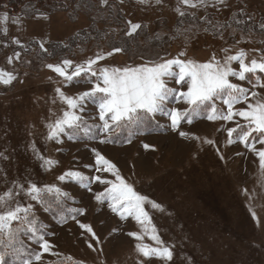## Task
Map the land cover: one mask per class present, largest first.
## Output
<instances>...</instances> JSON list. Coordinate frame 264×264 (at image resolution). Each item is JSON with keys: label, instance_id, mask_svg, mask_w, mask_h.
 I'll list each match as a JSON object with an SVG mask.
<instances>
[{"label": "rangeland", "instance_id": "obj_1", "mask_svg": "<svg viewBox=\"0 0 264 264\" xmlns=\"http://www.w3.org/2000/svg\"><path fill=\"white\" fill-rule=\"evenodd\" d=\"M86 1L68 0L67 11L41 12L46 18L11 12L8 8L0 11V69L15 70L18 76L9 86L0 84V152L9 157L0 161V168L4 169L0 173V193L11 186V181L20 180L27 186L30 180L38 187H59L74 199L71 204L77 210H85L84 215L59 224L41 204L27 201L43 220L45 239L53 246L50 252L42 254L40 261L33 260L32 264H50L65 258L77 264H137L136 241L128 233L139 232L140 226L132 218L121 220L107 203L95 200L94 194L103 192L107 186L58 180L69 170L81 173L85 180L93 175L114 179L110 173L95 171L93 149L115 164L138 193L164 206V213L149 211L161 238L175 243L177 255L172 264H188L180 258V253L191 257L193 264H264V167L257 155L264 150V145L255 144L250 150L238 141L229 144L227 135L228 129L246 121L240 117L232 121H209L201 118L206 115L202 113L192 124L182 122L173 131L167 118L157 115L155 119L160 124L157 132L139 134L130 143L114 145L89 138L102 124L96 103L89 101L83 115L89 125L95 126L94 131L66 128V132L73 131L76 139L70 140L66 134H61L62 142L57 143L47 138V125L69 109L55 89L60 87L65 95L74 97L90 91L94 85L66 82L46 67L69 59L74 69L97 54L105 58L93 65V69L135 67L145 62L141 55L154 59L159 53L171 59L178 57L182 50H186L188 59L203 63L213 52L222 58L223 48H230V55L244 49L245 63L250 64L253 59L261 62L264 60L261 55L264 31L242 33L237 29L233 40L232 29H228L220 39L203 32L201 24L199 29L193 27L189 33L185 31L190 26L188 23L178 24L183 18L176 9L195 12L197 17H203L207 11L221 23H231L233 12L246 7L252 17L250 23L259 25L264 22V0H229L230 6L221 12L215 8H187L179 0H162L160 4L156 0H148L147 4H139L137 0L122 3L108 0L103 6L100 0ZM5 13L7 20L3 19ZM128 21L142 25L134 37L125 36L130 27ZM177 28H180L179 34ZM4 29H7L6 34ZM84 33H92L95 38H86ZM105 33L107 35H103ZM186 36L189 39H185ZM13 38L25 48L13 44ZM40 41L45 42L47 53L40 48ZM124 41H128L127 46ZM114 45L125 47V51L112 53ZM16 51L21 53L19 60L13 56ZM10 56H13L11 64ZM233 67L238 70V62ZM230 80L259 94L248 102L255 103L257 99L264 102V88H252L246 81L232 77ZM167 103L181 111L189 107L177 104L174 97H169ZM216 107L227 112V106L220 101L216 102ZM246 107V103H241L233 110ZM181 131L188 135L181 137ZM104 138L101 134L100 139ZM205 140L214 143L208 144ZM33 144L44 157L58 162L51 170L40 166V160L32 151ZM5 176L8 183L4 182ZM89 186L91 191L87 190ZM80 224L90 226L99 243ZM27 242L37 253L42 251L36 243L28 239ZM89 243L95 250L88 247ZM144 243L153 242L145 236ZM151 264L163 262L153 260Z\"/></svg>", "mask_w": 264, "mask_h": 264}, {"label": "snow or ice", "instance_id": "obj_2", "mask_svg": "<svg viewBox=\"0 0 264 264\" xmlns=\"http://www.w3.org/2000/svg\"><path fill=\"white\" fill-rule=\"evenodd\" d=\"M101 5H107L108 0H100ZM122 3L123 0H120ZM162 0H156L160 4ZM187 8L197 10H207L215 8L217 12L227 9L229 0H179ZM139 4H147L148 0H137ZM179 16L182 17L178 24L188 23L190 26L185 29L186 32H192V28L199 29L201 24L204 25L203 32L218 37L224 38V32L232 29V38L235 40L234 33L237 29L243 32L264 31V22L259 25L250 23L251 15L247 12L246 7L240 8L237 12H233L231 23H221L214 16L205 11L203 17H197L195 12H185L177 8ZM45 17V14L37 12V18ZM46 18V17H45ZM3 19L7 20V13ZM18 22V20H17ZM129 28L125 32L126 37H134L138 30L142 29L140 23L128 21ZM236 25L237 27H233ZM146 27V26H145ZM180 33V28L176 29ZM7 29H4L6 34ZM85 37H92V33H84ZM107 35V33L103 34ZM95 38V37H92ZM159 39V34H157ZM189 39V37H185ZM243 39V36L242 38ZM12 43L20 48H25L18 39L13 38ZM240 43V41H235ZM125 46L128 41H124ZM7 46V45H5ZM40 48L47 53L49 50L45 47V42L40 41ZM125 47L114 45L111 49L112 53L123 52ZM224 53L222 58H218L213 52L207 62H197L187 58L186 50H182L178 57L166 59L157 53L156 58H145L143 64L135 67H101L93 69V65L97 64L105 57L97 54L95 58H89L84 64H80L72 69L73 61L69 59L62 60L59 64H47L46 67L54 71L64 80L71 81L74 77H79L84 73H88L95 80H89L93 88L77 96H67L60 87L55 89L60 100L67 105L69 110L63 112L62 117H58L53 123L47 125L49 131L47 138L61 143V134H66L70 140H75L76 136L73 131L88 129L95 127L89 125L88 119L83 115L87 112L88 103L92 101L96 103L99 120L102 124L99 126L95 135L89 138L98 140L100 143L109 142L110 137L117 132L118 129L129 127L131 124L140 121L144 117L155 119L157 115H162L169 121V127L175 131L181 123L192 124L194 119L201 117L202 113H206L201 118H206L209 121L221 119L224 121H232L234 117H240L245 124L237 123L236 128L227 130L229 144L238 141L245 145L250 150L255 144L264 145V102L259 99L255 103L248 102L252 97H258L256 91H249L248 88L239 84L233 83L230 77L238 81H246L252 88H264V78L259 74H264V60L258 62L256 59L251 60L250 64L245 63L246 52L240 49L236 54L230 55V48H223ZM111 54V53H109ZM264 57V53L261 54ZM16 60L20 59L19 51L13 54ZM13 56L8 58L9 64L13 62ZM238 62V70L233 67L234 63ZM69 69H72L69 72ZM18 78L15 70L5 71L0 69V84L9 86ZM176 85L179 87H175ZM67 86V84L65 85ZM186 89V90H185ZM169 97H174L177 104H186L189 107L183 111L176 107H171L167 101ZM220 101L227 106V112H223L216 107V102ZM55 102V101H53ZM246 103L244 109L233 110L237 104ZM79 113V114H77ZM92 119H95L93 117ZM66 128L73 130L66 132ZM236 133L234 138L233 134ZM104 135V139H100V135ZM181 137L188 135L186 132H179ZM199 139L198 137H193ZM129 143L131 138H129ZM205 143L212 144V140H205ZM145 147H148L145 145ZM33 154L40 160V166L46 167V170H51L54 164L58 163L44 157L32 145ZM95 153V171L98 173H110L114 179H107L100 175L85 177L78 172L69 170L61 174L58 180L64 182L80 183H99L107 187L103 192L94 194L95 200L107 206L111 212L120 217L121 220L132 218L140 226L139 232H129L128 235L135 241V252L137 254V264H151L153 260L163 262V264H172L175 252V243H167L159 233V229L153 223L149 209L165 212L164 206L149 197L138 193L134 186L127 182L116 165L106 159L99 152ZM261 167H264V150L257 153ZM9 157L4 152H0V161H6ZM91 168V165H85ZM4 169L0 168V173ZM4 182L8 183L5 176ZM27 186L20 180L11 181V186L0 193V249L11 248L13 252L18 253L21 248L33 255L30 249L23 243V237L27 236L28 240L36 243L42 250L35 254V260L38 262L45 252H50L53 247L45 239L46 233L43 229L38 228L40 223L36 218V213L33 204L27 203L28 200L36 201L39 204L46 205L47 197L45 193H55L57 197H68L67 192H62L59 187L45 185L38 187L36 183L27 181ZM88 191H91L89 186ZM19 198V199H18ZM59 202V201H58ZM147 206V208H146ZM76 214L84 215V209L75 210ZM75 219L76 216L71 217ZM65 218V222H66ZM60 223L61 221H57ZM79 223V221H77ZM81 228L92 233L93 238L99 243V238L92 232V228L85 224H80ZM7 236V241L4 237ZM145 236L151 240L152 244L144 243ZM19 243L20 248L15 247ZM89 248H93V244H88ZM59 255L58 253H50ZM180 258L187 260L188 264H193L192 258L180 253ZM0 264H6L5 251L0 250ZM22 264H32L31 259H24Z\"/></svg>", "mask_w": 264, "mask_h": 264}, {"label": "trees", "instance_id": "obj_3", "mask_svg": "<svg viewBox=\"0 0 264 264\" xmlns=\"http://www.w3.org/2000/svg\"><path fill=\"white\" fill-rule=\"evenodd\" d=\"M67 1L68 0H0V11L5 8H8L11 12H17V13L24 12L28 14H37V12L39 13L64 12L69 9L67 6L68 5ZM83 1L84 0H82V2ZM86 2L89 3V0ZM258 75H260L262 78L264 77V74L258 73ZM93 79L94 77H91L88 73H84L79 77H74L72 81L76 84L78 83L88 84L89 83L88 81ZM159 127H160L159 121L149 117H144L140 121L131 124L129 127L118 129L117 132L110 137L109 142L114 145L127 144L129 138H131L132 141L139 134H144V133L148 134V133L157 132L159 130ZM91 131H94L93 127L91 128ZM234 135L236 136V133H234ZM45 195L47 197V204L46 205L41 204V205L54 218L56 222L58 220L61 221L59 224H64L68 222L69 220L72 219L71 217L73 215H75L76 217L78 216V214H76L75 212V210L77 209L74 207V205L71 204L72 202H74V199L72 197L69 196L67 198L57 197L55 193H45ZM36 218L40 222L37 225V227L44 230L45 225L43 220L37 215ZM65 218H67L66 222H65ZM4 239L5 241H7V236H5ZM27 239H28L27 236L23 237V243L27 247V249H30L33 255H31L30 257L29 253L25 251L23 248H21L18 253L13 252L11 248L0 249L5 251L6 264H22V261L24 259H29V258L31 259V261L35 260V254H37V251L27 242ZM15 247L20 248L19 243H17ZM50 264H77V263L65 258V259L53 260Z\"/></svg>", "mask_w": 264, "mask_h": 264}]
</instances>
